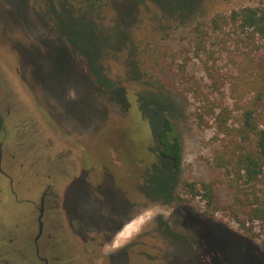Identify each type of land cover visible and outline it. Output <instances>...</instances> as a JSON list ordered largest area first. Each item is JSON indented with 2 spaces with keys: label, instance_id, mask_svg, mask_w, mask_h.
Here are the masks:
<instances>
[{
  "label": "rangeland",
  "instance_id": "374dc122",
  "mask_svg": "<svg viewBox=\"0 0 264 264\" xmlns=\"http://www.w3.org/2000/svg\"><path fill=\"white\" fill-rule=\"evenodd\" d=\"M154 1L159 7L107 0L95 21L106 28L120 20V29L89 66L57 31L59 0H0L1 252H34L39 200L49 186L37 241L49 264H60L50 258L60 251L74 264H212L213 257L215 264H264V221L252 211L264 178L238 179L221 165L242 146L233 130L244 109L264 119V100H256L264 38L231 17L262 0H200L179 18L167 9L190 0ZM60 49L68 60L62 71L53 60ZM222 108L231 136L217 127ZM164 119L181 147L175 177L156 148ZM82 170L90 175L76 189ZM173 185L171 200H161Z\"/></svg>",
  "mask_w": 264,
  "mask_h": 264
},
{
  "label": "trees",
  "instance_id": "16d2710c",
  "mask_svg": "<svg viewBox=\"0 0 264 264\" xmlns=\"http://www.w3.org/2000/svg\"><path fill=\"white\" fill-rule=\"evenodd\" d=\"M133 1L136 4L142 3V0ZM148 1L158 6L154 0ZM106 2L107 0H59L58 2L59 10L57 11H59L60 17L57 18V31L60 37L70 47H73L77 54H80L88 61L89 66L96 63L102 52L109 48L113 41L117 40L116 31L120 29V20L106 28L95 21L96 18L102 15ZM49 3L50 11L55 13V7L51 4V1ZM131 3H129L128 10ZM187 3L186 6L181 8L167 9L168 16L179 18L191 13L200 4V0H190ZM124 10H126V7ZM231 17L239 18L241 27L249 29L252 34H257L264 38V0L259 6L245 7L232 12ZM80 28H83L82 37L76 33ZM53 60L60 63V71L67 68L68 60L63 50H58ZM256 100H264V85L257 92ZM216 119L219 131L231 136V129L226 126L227 112L225 108L219 111ZM4 120L5 117L0 110V132L4 127ZM162 125L157 134V141L163 148L161 150L162 155L172 161L174 175H176L181 164L179 138L174 133V129L168 119H164ZM233 132L235 133V138L240 137L242 146H239L238 151L231 158L223 159L221 165L226 169L230 168L238 179H245L248 182L260 181L261 178H264V119L259 120L253 108H245L241 114L238 128L234 129ZM186 186L191 189L194 195L198 193V190L194 189V183L186 184ZM201 187L202 189L207 188L204 184ZM253 202L255 205L252 210L253 217L264 221V196H255ZM188 212L195 219H199L198 216L189 210H185L186 217ZM262 253L264 254V250Z\"/></svg>",
  "mask_w": 264,
  "mask_h": 264
},
{
  "label": "flooded vegetation",
  "instance_id": "af4514ba",
  "mask_svg": "<svg viewBox=\"0 0 264 264\" xmlns=\"http://www.w3.org/2000/svg\"><path fill=\"white\" fill-rule=\"evenodd\" d=\"M156 144H157V147L156 148L158 149L159 155L163 156L162 153H161V150L163 148L161 147V144L158 143L157 139H156ZM163 157L169 159L168 157H165V156H163ZM171 164H172V161H171ZM117 165H119L120 167H117L116 166V169H117V171H119L121 173L123 171V168L125 167V165L122 162H121V164H119V162H118ZM172 168H173L172 175L175 177V175H174V167L172 166ZM120 170H122V171H120ZM0 172L3 173L1 171V169H0ZM88 175H90L88 171H84V170L81 171V173L79 174V176L75 180V184L74 185H75L76 189H80L81 185L86 182L85 179L88 177ZM101 176H102V173L100 172V173L97 174V176L95 178L102 179ZM139 176H142L141 172L139 173ZM139 179L142 181V187L144 189V184H146V183H145V181L142 178H139ZM11 186H12V179H10V188H11ZM49 189H50V187L49 186H46V188L42 192L41 197H40V200H39L38 212H39V215H40V210H42V216H43L44 206L46 204V198L49 195ZM173 189H174V185H173L172 189L170 190V193H169L168 198H166V199L163 198L161 200L170 201L171 198H172ZM148 190H149V186L148 185H147V189H145L143 191L141 190L140 193H141V196H142L143 199L145 197H148V198L150 197ZM122 202H123V200H121V207H123ZM126 204H128V201H127ZM39 215H38V217H39ZM38 217H37V226H38ZM119 218L121 220L122 216H120ZM201 218L204 219V217L202 215H201ZM120 220H119L118 223H116V225H114V227L112 229H109V230L107 229V231L109 232L110 235L116 234V232L119 230V227L121 226ZM72 222L73 223H77V224L79 223L78 220H77V218L76 219H73ZM42 231H43V222H42L41 234H42ZM80 232H81L80 230L79 231H76V233H78V234H81ZM37 234H38V232H37ZM37 234H36V236H37ZM41 234H40L39 238L41 237ZM36 236L33 238V241H32V244L34 246V252H32V251H29V252L32 253L33 257L35 258V260L38 263H40V264H49V259H48L49 257H47L46 255H44L40 251V248L37 245V241H38L39 238L36 239ZM47 238H51V237L48 236ZM48 241L49 240H47V242L45 243V246L46 247L48 245L47 244ZM66 243H67V239H64V240L60 241V244H66ZM204 243L205 242L202 240V243H199L198 242L196 246L199 249H201V250L203 249V247L205 249L206 248V245H204ZM191 244H194V242H191ZM256 250H258V249H256ZM258 251H260V250H258ZM29 252L26 255L25 253H22L20 251H17V252L16 251H13L12 253L11 252H8V251H5V252H1L0 251V264H17L16 262H18V263H22L23 262L24 264H27V262H29V261L33 264V261L29 257ZM95 256H96V253L94 254V256H90V258H93L94 259ZM50 258L51 259H55V260H58L60 258V264H74L75 263V258H73V257H71L69 255H66V253L61 252V251H60V256H57L56 255V256H51ZM10 259H15L16 262L10 263ZM212 259H213L212 260V264H215L214 263V257ZM221 264H223V263L221 262Z\"/></svg>",
  "mask_w": 264,
  "mask_h": 264
},
{
  "label": "water",
  "instance_id": "95a60500",
  "mask_svg": "<svg viewBox=\"0 0 264 264\" xmlns=\"http://www.w3.org/2000/svg\"><path fill=\"white\" fill-rule=\"evenodd\" d=\"M41 218H42V210H40V215L38 217V234L36 236V239L39 238L40 234H41V229H42V221H41Z\"/></svg>",
  "mask_w": 264,
  "mask_h": 264
},
{
  "label": "bare ground",
  "instance_id": "6f19581e",
  "mask_svg": "<svg viewBox=\"0 0 264 264\" xmlns=\"http://www.w3.org/2000/svg\"><path fill=\"white\" fill-rule=\"evenodd\" d=\"M131 230V229H130ZM123 236H121V238H122Z\"/></svg>",
  "mask_w": 264,
  "mask_h": 264
}]
</instances>
